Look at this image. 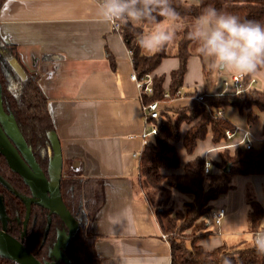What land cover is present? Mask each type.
I'll return each mask as SVG.
<instances>
[{"label":"crops","instance_id":"0c3cea01","mask_svg":"<svg viewBox=\"0 0 264 264\" xmlns=\"http://www.w3.org/2000/svg\"><path fill=\"white\" fill-rule=\"evenodd\" d=\"M97 3L5 0L0 35L16 46L25 67L38 75L62 155L74 170L71 175L96 178L102 187V205L89 224L93 234L103 236L95 244L97 254L113 264H170V248L153 211L133 190V154L142 150L147 125L139 91L130 80L131 57L119 32L97 16ZM177 65L176 58H165L155 74L165 75L168 86V74ZM202 77L199 58L191 56L183 91L191 93ZM186 101L190 100L179 97L173 103ZM206 145L199 142L195 155L217 158L209 140ZM235 182L232 193L214 202V208L223 206L226 215L219 227L208 218L210 235L199 243L204 250L234 246L240 243L238 237H250L245 189L251 183L257 201L263 203L264 175L237 176Z\"/></svg>","mask_w":264,"mask_h":264},{"label":"trees","instance_id":"16d2710c","mask_svg":"<svg viewBox=\"0 0 264 264\" xmlns=\"http://www.w3.org/2000/svg\"><path fill=\"white\" fill-rule=\"evenodd\" d=\"M4 1L0 0V8ZM173 3L185 19H194L201 11L197 8L187 11L179 6L181 0H173ZM208 5L234 14L242 21L253 20L264 24V0H204L201 7ZM144 28L145 26L119 25L118 30L125 47L131 52L132 67L136 75L141 77L150 73L153 79V93L142 98V105L157 101L161 107L157 120L153 121L156 134L150 136L138 158L136 157L133 190L153 211L161 235L167 236L170 264H225V261L230 264H264V256H259L252 245L243 247L240 242L234 246L221 245L211 250H204L199 245L202 239L210 235L208 218L214 202L235 188V178L264 175V124L261 130L263 140L257 146L250 149L243 146L225 147V132H234L236 127L223 115L224 107L231 105L244 113L247 125L253 124L258 119V112L264 113V91L254 88V83L240 94H202L207 104L204 106L195 99L197 94L192 90L180 97L190 101L174 104L173 100L179 98L175 93L183 86L187 62L191 57V40L187 38V31H184L176 40L173 55H169L165 48L149 58L137 45L138 36ZM0 44H3L1 35ZM3 47L19 56L16 46ZM195 55L201 63L202 76H205L208 69L203 56L199 53ZM169 57L176 58L178 65L169 72V83L166 86L165 75H156L155 71L163 59ZM108 58L111 59V56L108 55ZM110 66L112 68L113 64ZM6 68L9 77L0 67L2 96L14 114L20 130L33 140L39 139L41 146L46 148L45 135L48 131H54V123L47 99L38 84V77L26 71L27 80L22 83L7 66ZM252 77L243 76V79L248 83ZM11 85L17 86L15 91L10 89ZM165 93H168L167 98L164 97ZM205 140H209L212 148L217 149V158L208 157L210 164L212 163L208 173L204 168L205 157L195 155L198 143ZM179 145L186 157H190L185 163L178 153ZM227 164L229 169L224 172ZM62 182L67 186L79 182L87 190L82 226L78 237L69 246L71 260L74 264H113L110 258L101 257L96 252L95 244L103 236L89 230L90 221L103 202L98 179L66 177ZM250 192L245 189L248 205L246 233L252 239L253 233L264 230V201L258 202ZM174 193L189 196L190 200H178L181 204L176 203L178 207L175 208L177 199ZM73 204L74 197L71 196L68 207L72 209ZM0 264L8 262L0 258Z\"/></svg>","mask_w":264,"mask_h":264},{"label":"clouds","instance_id":"9594fccd","mask_svg":"<svg viewBox=\"0 0 264 264\" xmlns=\"http://www.w3.org/2000/svg\"><path fill=\"white\" fill-rule=\"evenodd\" d=\"M203 3L181 0L179 6L187 11L201 9L190 26L173 0H98L97 16L111 25L146 26L137 39L146 57L174 45L178 33L187 28V38L195 42L196 51L209 60L213 71L241 77L264 75V24L242 21L212 5L202 8ZM251 245L259 256H264V230L253 235Z\"/></svg>","mask_w":264,"mask_h":264},{"label":"flooded vegetation","instance_id":"af4514ba","mask_svg":"<svg viewBox=\"0 0 264 264\" xmlns=\"http://www.w3.org/2000/svg\"><path fill=\"white\" fill-rule=\"evenodd\" d=\"M13 53L12 50L10 52L9 49L3 47V44H0V67L4 70L7 77L9 75L6 66L11 70L7 59L12 56L16 59L19 57ZM25 71H28L27 68ZM16 87L11 85L10 89L15 91ZM1 109L6 115L9 112L12 114L23 142L29 148L30 154L27 153L25 158H23L22 154L20 155L28 171L33 174V169L29 163L33 159L32 161L37 164L47 179L48 143L45 148L44 145L41 146L39 139L33 140V138L27 137V134L20 130L15 116L3 96ZM7 134L4 133L3 136L14 146V141ZM0 144V149H2V144H5V142L2 141ZM66 177L75 178L67 175ZM62 181L63 178H61L59 186L61 200L74 221L70 222L68 226L57 214L50 213L49 209L41 205L42 192L41 197L37 196L36 192L34 195L31 186L9 167L6 158L0 153V234L7 236L22 246L28 252V255L40 264H74L70 257L69 246L78 237L82 226L87 190L85 185L82 186L79 182L67 186ZM70 195L74 197V207L72 209L68 207ZM0 258L5 260L6 263L8 262V264H18L1 256Z\"/></svg>","mask_w":264,"mask_h":264},{"label":"water","instance_id":"95a60500","mask_svg":"<svg viewBox=\"0 0 264 264\" xmlns=\"http://www.w3.org/2000/svg\"><path fill=\"white\" fill-rule=\"evenodd\" d=\"M1 38L4 46L13 45L9 43L7 39L3 38V36H1ZM7 63L12 73L18 78V80L25 81L27 79V73L25 71L27 67L25 68L21 59L19 61L12 56L7 59ZM27 70L38 77V75L32 70H29L28 68ZM1 104L2 88L0 84V143L2 141L5 142V144H2L3 148L0 149V153L6 158L9 167L13 171L17 172L24 179V181L31 186L34 195L36 192L37 196L41 197L42 192V198L40 199L41 205L49 209L50 213L57 214L66 226H68L70 222L74 221L72 215L66 209L61 200L59 191L60 181L61 178L66 177V175L79 178H83V176H75L70 173H65L67 171L66 168L70 165H67L64 160L61 146L55 131H48L46 133L49 150V159L46 168L47 179L37 164L32 161L33 159L29 162L33 169V174H31L20 156L22 154L23 158H25L27 153L30 154L29 148L25 146L12 114L9 112V114L6 115L1 109ZM48 110L51 114L49 105ZM4 133H8L7 135H9L14 141V146L5 139L3 136ZM69 169H72V167L70 166ZM228 169L229 164L224 167L223 171L227 172ZM0 256L18 264H40L39 262L33 260V258L28 255V252H26L22 246L3 234H0Z\"/></svg>","mask_w":264,"mask_h":264},{"label":"built area","instance_id":"2783aa9c","mask_svg":"<svg viewBox=\"0 0 264 264\" xmlns=\"http://www.w3.org/2000/svg\"><path fill=\"white\" fill-rule=\"evenodd\" d=\"M111 27L114 31L119 30V25H111ZM128 53L130 55L131 52L128 50ZM130 80L134 82L136 88L138 89L141 100L144 96L149 97L150 95H152L153 79L150 73L138 77L136 73L133 71V73L130 75ZM254 83H256V81L253 77L250 79L248 83H246L243 77L238 75H232L230 80L223 81V86L225 87L224 92L229 91L234 94H240L242 92L247 91ZM184 94L185 92L183 91V87H180L175 93L177 97H182ZM164 97L167 98L168 93H165ZM195 99L198 102H201L204 106H207L204 95L197 94L195 96ZM142 110H143L144 124L147 125V128L142 135V139H143L142 144L145 145L148 141L146 137L153 136L154 134H156L157 129L153 121L157 120L159 116V112L161 111V107L159 106V103L155 101V102L143 104ZM225 136H226L225 147L235 148V147L243 146L246 149H250L253 147V141H255V138L250 134V132H248L247 130H237V128L235 129L234 132L231 131L225 132ZM139 154H133V157L138 158ZM206 164H209L208 165L209 168H206ZM204 168L206 173H208L211 169V164L208 158H205ZM225 215H226L225 208L223 206H218L212 210L209 219L216 227H219ZM258 231H262V230H258ZM255 233L252 234V237ZM161 236L164 240H166L167 237L166 235L162 234Z\"/></svg>","mask_w":264,"mask_h":264},{"label":"rangeland","instance_id":"374dc122","mask_svg":"<svg viewBox=\"0 0 264 264\" xmlns=\"http://www.w3.org/2000/svg\"><path fill=\"white\" fill-rule=\"evenodd\" d=\"M185 21H186V24L188 26H190L193 19H185ZM185 31H187V28L185 29ZM183 32L178 33L177 39L181 36V34ZM196 48H197V45L195 44V42L191 41L189 50H190L192 57H197L195 55L196 53H198L196 51ZM174 50H175V44L172 45L171 47L166 48V51L169 55H173ZM203 61L205 63L206 68L208 69V72L205 76L202 77L201 84H197L198 82H195V86H191L190 89L195 90L199 94L204 93V94L209 95V96L210 95L222 96L224 94H228L229 91L224 92L225 87L223 86V81L224 80H230L231 76L235 75V74L219 73V72L213 71L209 66V60L206 57H203ZM252 76L256 81V83L253 85V87L258 89V90L264 91V75H252ZM223 115L234 124V126L237 128V130H247L248 132H250V134L255 138V141H253L254 147L257 146L263 140V138L261 136V130H262V126L264 124V113L258 112V119L253 124H250V125H247L244 113H240L236 108L232 107L231 105L224 107ZM173 118H176V115H173ZM207 141L208 140H205L202 142L205 145L203 147L207 146L206 145ZM179 147L180 146H178V153L180 155V158L182 160H184L186 158V154H185V152H182V150H179ZM196 150H198V148ZM69 168H70V166L68 168H66V170H67L66 174L74 172V170L70 171ZM64 172H65V169H64ZM235 181H236V178H235ZM246 188H247V190L252 192V194H253L252 197H254L256 199V197H255L256 195H255L254 190H253L254 186L251 183H249ZM234 189L235 188L230 189L226 194L232 193L234 191ZM174 194H175V197L177 199V202L175 201V204H174L175 208L178 207V205H176V203L181 204V201H189L190 200L189 196L180 195L177 193H174ZM244 198H245V202H247L246 196ZM178 200H181V201H178ZM238 241L241 242V245L243 247L251 245V238L248 235L238 237ZM228 247H230V246H228Z\"/></svg>","mask_w":264,"mask_h":264},{"label":"bare ground","instance_id":"6f19581e","mask_svg":"<svg viewBox=\"0 0 264 264\" xmlns=\"http://www.w3.org/2000/svg\"><path fill=\"white\" fill-rule=\"evenodd\" d=\"M212 164V163H211ZM207 218V217H206Z\"/></svg>","mask_w":264,"mask_h":264}]
</instances>
